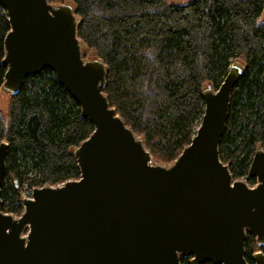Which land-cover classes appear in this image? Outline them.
Returning <instances> with one entry per match:
<instances>
[{
	"label": "water",
	"instance_id": "95a60500",
	"mask_svg": "<svg viewBox=\"0 0 264 264\" xmlns=\"http://www.w3.org/2000/svg\"><path fill=\"white\" fill-rule=\"evenodd\" d=\"M9 31L0 89L16 94L25 78L50 69L77 102L93 132L73 150L80 177L34 188L19 217L3 213L0 264H249L246 233L264 244V150L257 147L245 181L233 180L218 146L231 92L243 71L232 64L217 91L204 86L203 115L169 166L155 164L141 137L108 104L106 67L84 60L71 4L0 0ZM8 145L0 143V189ZM254 264H264L260 251Z\"/></svg>",
	"mask_w": 264,
	"mask_h": 264
},
{
	"label": "trees",
	"instance_id": "16d2710c",
	"mask_svg": "<svg viewBox=\"0 0 264 264\" xmlns=\"http://www.w3.org/2000/svg\"><path fill=\"white\" fill-rule=\"evenodd\" d=\"M71 4L86 56L106 67L102 89L108 104L141 137L153 162L171 165L200 123L201 90L217 91L230 66L243 71L231 92L218 152L233 180L243 178L259 146L264 150V0H47ZM10 27L0 6V88L4 38ZM93 132L80 108L50 69L24 79L0 111V143L8 145L0 189L3 213L19 217L21 195L34 188L78 180L73 150ZM245 259L264 254L246 233ZM191 255L180 257L190 264ZM202 264H212L204 262Z\"/></svg>",
	"mask_w": 264,
	"mask_h": 264
},
{
	"label": "rangeland",
	"instance_id": "374dc122",
	"mask_svg": "<svg viewBox=\"0 0 264 264\" xmlns=\"http://www.w3.org/2000/svg\"><path fill=\"white\" fill-rule=\"evenodd\" d=\"M188 1L189 0H166V3L167 4H186ZM259 21L264 22V9L259 18ZM83 58L84 60L89 59V57L86 56V54H83ZM233 64L239 65L238 62H234ZM8 103H9V94L6 93L3 89H0V111L3 113L4 116H6V113H7ZM155 164L162 165V166H169V165H163L159 163H155ZM239 180L245 181L243 178ZM255 183H256V180H255ZM23 191L25 192L27 191V189H24Z\"/></svg>",
	"mask_w": 264,
	"mask_h": 264
},
{
	"label": "built area",
	"instance_id": "2783aa9c",
	"mask_svg": "<svg viewBox=\"0 0 264 264\" xmlns=\"http://www.w3.org/2000/svg\"><path fill=\"white\" fill-rule=\"evenodd\" d=\"M31 193H32V191H30V192L25 191V192L22 193V195H21V202H22V205H23V201H24V200L31 199Z\"/></svg>",
	"mask_w": 264,
	"mask_h": 264
}]
</instances>
